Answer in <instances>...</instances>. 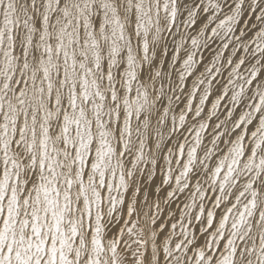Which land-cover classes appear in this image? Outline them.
Segmentation results:
<instances>
[{"label": "snow or ice", "instance_id": "1", "mask_svg": "<svg viewBox=\"0 0 264 264\" xmlns=\"http://www.w3.org/2000/svg\"><path fill=\"white\" fill-rule=\"evenodd\" d=\"M0 264H264V0H0Z\"/></svg>", "mask_w": 264, "mask_h": 264}]
</instances>
